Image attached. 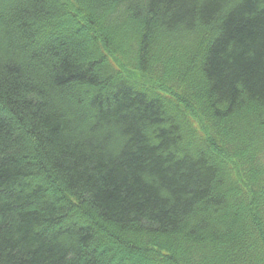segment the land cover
<instances>
[{"label": "trees", "instance_id": "obj_1", "mask_svg": "<svg viewBox=\"0 0 264 264\" xmlns=\"http://www.w3.org/2000/svg\"><path fill=\"white\" fill-rule=\"evenodd\" d=\"M0 264H264V0H0Z\"/></svg>", "mask_w": 264, "mask_h": 264}]
</instances>
